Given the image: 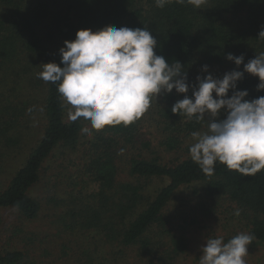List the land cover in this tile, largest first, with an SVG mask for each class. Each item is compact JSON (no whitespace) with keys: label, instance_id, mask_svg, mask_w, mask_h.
<instances>
[{"label":"trees","instance_id":"16d2710c","mask_svg":"<svg viewBox=\"0 0 264 264\" xmlns=\"http://www.w3.org/2000/svg\"><path fill=\"white\" fill-rule=\"evenodd\" d=\"M106 25L146 27L157 40L155 53L168 63L179 61L190 84L206 75L200 70L204 64L222 78L227 71H243V63L264 52L258 36L264 0H207L200 9L175 0L163 8L154 0H0V149H6V158L19 157L0 191V207H16L35 220L41 203L31 191L41 181L61 183L50 172L55 163L63 187L49 199L61 209L56 223L71 233L56 248L69 257L67 264H199L202 254L190 253V247L201 234L227 242L251 233L247 249L264 248V169L245 176L217 161L212 175L203 173L189 146L195 142L191 133H203L208 117L171 112L185 94L173 89L153 98L129 125L95 130L82 117L70 121L74 109L57 84L37 77L42 63L63 67L59 49L78 29ZM229 52L244 55L239 67L225 58ZM257 83L258 77L245 72L237 88L247 89L244 99L252 100L264 96ZM223 118L221 110L217 119ZM28 136L33 140L22 152ZM155 179L166 182L150 192ZM212 219L233 220L240 230L206 232V220ZM74 235L84 241H71ZM22 251L1 250L0 264L27 263Z\"/></svg>","mask_w":264,"mask_h":264},{"label":"clouds","instance_id":"9594fccd","mask_svg":"<svg viewBox=\"0 0 264 264\" xmlns=\"http://www.w3.org/2000/svg\"><path fill=\"white\" fill-rule=\"evenodd\" d=\"M171 2L154 0L159 8ZM175 2L200 9L207 0ZM258 36L264 38V27ZM63 43L59 49L63 67L55 62L42 63L37 77L57 84L58 92L74 109L68 113L70 121L82 117L95 130L121 123L127 126L149 109L153 98L175 89L185 95L171 106L172 113L197 120L208 117L207 131L191 133L195 142L189 146L190 158L203 173L212 175L217 161L245 176L264 169V96L247 100V89L237 88L246 72L258 77L256 90H264V52L247 63H243V54L229 52L225 58L237 67L243 63V71L233 69L216 78L204 64L200 70L206 75H197L195 84H190L179 61L168 63L155 53L157 40L146 27L83 28L76 31L74 40ZM190 88L191 97L187 95ZM221 110L224 118L217 119ZM81 131L90 134L88 127ZM234 215L239 216L240 210ZM253 240L254 234L244 232L227 242L223 236L207 237L199 264H246L247 246Z\"/></svg>","mask_w":264,"mask_h":264},{"label":"rangeland","instance_id":"374dc122","mask_svg":"<svg viewBox=\"0 0 264 264\" xmlns=\"http://www.w3.org/2000/svg\"><path fill=\"white\" fill-rule=\"evenodd\" d=\"M207 125L208 119L204 125L203 133L206 132ZM32 140L33 136H28L26 139H23L24 142L21 147L22 152L27 151V147ZM3 150L6 149H0V191L4 190L8 185L13 173L11 171L15 169L19 158L18 156H14V158L9 156L6 158L3 156ZM63 159L62 157V161ZM54 165L55 163L50 169V172H54L55 175L59 177L61 183L57 185L50 183L49 186H45L44 182L41 181L36 184L31 191L32 197L39 200L41 203V209L35 220L24 218L16 207H0V251L14 249L23 250L22 252H24L27 263L23 262L22 264H67L69 259V257L62 254V250L59 251L56 249L57 244L66 241V238H68L71 233L63 231L59 223H56V221H58L56 216L61 209L49 199L51 191L54 192L57 188L61 189L63 187V181L61 179L63 175L61 173L59 174L58 169H56ZM164 182H166V180H151L148 185V191L152 192ZM206 222L209 225L206 232L214 230L220 235L230 234L240 230L237 223L233 220H222L218 222L212 219L206 220ZM189 233L191 232L189 231ZM201 233L200 231V234ZM43 236L45 238H42ZM75 238L79 240V242L83 240V237L78 235H74L73 238L70 237L69 239L74 241ZM205 243L206 239L204 235L201 234V238L195 241L193 240L190 253L198 254L199 256V254H202L201 248ZM82 244L85 245L84 242ZM104 247L106 248L105 245ZM111 248L112 247H109L108 249ZM247 250L248 255L244 257L246 264H264V248L255 247L251 248V250L248 248Z\"/></svg>","mask_w":264,"mask_h":264}]
</instances>
